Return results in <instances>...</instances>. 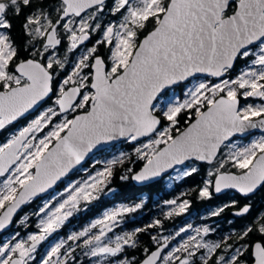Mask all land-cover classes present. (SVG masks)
Segmentation results:
<instances>
[{
    "label": "snow or ice",
    "instance_id": "1",
    "mask_svg": "<svg viewBox=\"0 0 264 264\" xmlns=\"http://www.w3.org/2000/svg\"><path fill=\"white\" fill-rule=\"evenodd\" d=\"M106 10L119 18L103 23ZM21 17L17 37L14 21ZM95 33L100 38L70 73L57 80L67 66V54L61 58L58 52L64 39L67 52H72ZM23 52L28 55L22 58ZM238 60L248 66L236 78H224ZM199 73L218 82L201 81L187 87L183 99L173 97L161 104L165 90ZM50 95L56 96V107H49L0 145V177L7 174L0 187V230L12 223L21 205L51 188L98 145L118 138L133 142L148 138L134 149L144 166L132 175L133 180H148L186 161L215 162L199 197L210 199L214 192L236 189L249 198L264 187V136L243 147L225 142L236 133L264 129V103L242 107L239 99L264 98V0H57L55 4L0 0V129ZM182 114L187 117L183 129L179 127ZM56 117L62 119L53 123ZM50 124L52 129L38 139L36 134ZM222 146L229 147L228 153H221ZM116 163L123 159L109 161L87 180L66 188V198L54 207L45 204L37 213L44 214L37 233L0 244V264H31L37 245L61 228L82 201L99 198ZM197 171L193 166L184 175ZM140 207L106 212L90 228L69 235L75 247L66 248L67 241H61L39 264H68L70 258L76 259L72 255L76 248L89 258L116 257L126 246L135 248L138 233L146 229L114 239L108 233L125 213ZM188 207L184 200L167 215L183 213ZM224 207L212 215H220ZM251 207L245 204L235 214L244 216ZM158 225L159 220L148 227ZM187 230L182 228L176 235ZM194 232L167 252L174 237L164 236L161 243L152 236L157 247L145 248V258L138 264H196L197 259L200 264H247L246 254L252 264H264V213L236 235L235 247L227 244L230 237L206 241L207 227ZM253 235L257 239L252 240ZM225 245L232 254L213 260ZM120 264L137 262L133 257Z\"/></svg>",
    "mask_w": 264,
    "mask_h": 264
},
{
    "label": "flooded vegetation",
    "instance_id": "2",
    "mask_svg": "<svg viewBox=\"0 0 264 264\" xmlns=\"http://www.w3.org/2000/svg\"><path fill=\"white\" fill-rule=\"evenodd\" d=\"M52 4H55L57 0H51ZM93 37V36H92ZM91 41L92 38H91ZM89 41V43H91ZM66 40L64 39L62 45L59 47L60 49L63 48L66 45ZM83 47V46H82ZM194 80L189 81L188 83L184 84L183 87L189 85L190 82ZM181 87L174 89H180ZM173 90V89H172ZM240 101H245V98H242V96L239 97ZM260 98V97H259ZM258 98V99H259ZM250 99V98H248ZM262 99V98H260ZM51 98L48 100L50 101ZM78 113V112H77ZM76 113H73L72 115H75ZM25 118V117H24ZM21 118H19V121ZM18 121V122H19ZM258 133H252L247 139L250 138L252 135H255ZM260 134V133H259ZM240 138V137H235ZM117 146V145H115ZM110 148L104 151H109ZM104 151H101L97 153L93 158L97 156H101L100 154ZM92 158V159H93ZM91 159V160H92ZM90 160V161H91ZM89 161V162H90ZM87 162V163H89ZM86 163V164H87ZM197 165L196 168L198 171L194 174H197L199 177L202 178V184L201 188L204 186V182L210 178L208 174H206L205 169L208 167V165H211L209 163H200L197 161H187L185 164L174 168L172 171H170L167 175H165L161 180L156 181L154 183L148 184L146 186H138L143 187V189H147L146 192L141 193L137 198H132L128 202H117L121 204H130V207L135 206L136 204H141L142 207L136 209L134 212L131 213H125L122 218L120 219V222L117 227L114 228L113 232L119 229H126L129 233L137 230V229H146L143 232L138 233L137 235V246L135 248L132 247H125L124 251L120 254H118L114 258V262H122L124 260H132L133 257L135 258V261L138 262L145 258L144 249L149 248L151 250L156 249V244L153 243L151 237L157 236L162 241V237L168 236V237H174V239H171V242L169 244V248L165 249V252H167L172 247L177 246L179 243L186 240L189 236L194 235V230L199 228L203 229L205 227L210 229V232L207 236H204L203 238L211 243L216 242H223L227 239V244H232L234 247L236 246V235L243 231L244 227L248 224H250L257 216H259L257 212V208L259 206L263 205L264 203L259 201L260 198L259 195L262 194V191L264 187H262L256 195H252L249 198H245L243 195L239 194L235 190H227L221 195H216L213 193V197L211 199L218 200L220 198V201H216V203L211 204L212 206L208 205L207 209H216L218 206V209L224 207L225 205H228V207H224V211L220 213L218 216H213L212 213H204L202 210L199 209V203L189 198L188 193L184 191V183L187 180L189 176H183L180 180H174L171 183H167L168 177H172L173 174L180 170L181 168L186 167L187 165L191 164ZM213 162L212 164H214ZM230 168V167H229ZM233 172H238L236 169H231ZM70 178V177H69ZM67 178L66 180H69ZM163 185L165 186L167 193H174L170 198L164 197V194L162 193H155L149 191L150 188H152L154 185ZM137 186V185H136ZM61 187V185L58 186L56 190H58ZM55 190V191H56ZM52 194V193H51ZM46 198V197H44ZM41 198V199H44ZM41 199H38L36 201H39ZM178 200V202L173 205L168 203L169 201ZM187 200L189 202L188 209L180 214H173L171 217L167 215L169 211L176 208L182 201ZM236 201V205L233 206L232 202ZM245 204H251V210L248 214L244 216H237L235 212H237L243 205ZM210 206V207H209ZM161 221V225H158L156 227H148L151 224H154L155 221ZM128 225V226H126ZM191 225V228L188 226ZM126 226V227H125ZM188 229L185 232H181L179 236L176 235L177 232L180 231V229ZM255 235L251 237L254 238ZM199 238V237H198ZM257 238V237H255ZM226 245L218 250L217 254L212 257L213 260L217 258L218 255L223 254L226 257L230 256L232 252L226 251ZM203 251V250H201ZM199 256V253H198ZM247 264H252V259L250 257H247ZM81 259H75L74 261L70 258L68 261V264H84ZM196 264H200V261L197 259Z\"/></svg>",
    "mask_w": 264,
    "mask_h": 264
},
{
    "label": "rangeland",
    "instance_id": "3",
    "mask_svg": "<svg viewBox=\"0 0 264 264\" xmlns=\"http://www.w3.org/2000/svg\"><path fill=\"white\" fill-rule=\"evenodd\" d=\"M119 17L118 16H113L111 15L107 10L105 12V14H103L102 16V22L103 23H107L109 21H115L117 20ZM92 36H94L93 41H91V43H86L82 46H80L78 49L72 51V52H67V46H68V41L66 40V45L63 48H59L58 52L61 58H63L65 56V54H67L68 60H67V66L65 67V69L61 70L59 73V76L57 77V80H61L63 79L68 73H70L72 66L75 64V62L79 59V57L83 54V52L86 51L87 48L91 47L95 41L97 39L100 38V34L99 33H95ZM91 40V39H90ZM248 65L245 64L240 71L238 72V74L236 76H238L240 74V72L245 69ZM227 79H234V78H230V77H225ZM206 80H211L209 78H205V77H201V78H197L194 81L190 82L189 85L182 87L181 89H173V90H169L168 92H166L164 95H162L160 97V102L161 104L163 102H165L167 99L169 98H179V99H183L184 98V92L186 90L187 87H191L196 83H199L201 81H206ZM213 82V81H212ZM218 82V80L214 81L213 83ZM241 92H243V90H240ZM242 98H245L242 96ZM250 98V99H248ZM259 97H247L245 98V101L241 102L240 105L246 106L248 104H253V105H258L261 103H264V101H262V99H258ZM56 99V96L53 95V97L51 98L50 101H48L46 104L42 105V107L33 115H30L25 117V118H21V120L15 125H10L5 127L4 129L0 130V145H3L5 143H7L14 135L18 134L20 130H22L24 127H26L29 123H31L32 120H34L36 117H38L41 113H43L44 111H46L49 107H56L54 101ZM69 118H72L71 116H69ZM62 119V117H56L54 118L53 123H58L60 122V120ZM168 123V122H167ZM164 124V126L167 125ZM53 125H49L47 128L44 129L43 132L37 133V137L42 138L47 132H49L52 129ZM64 133H62L61 135H63ZM261 136H264V133H258L255 135H252L250 138H234L231 141L227 142L226 145H236L238 147H243V146H247L248 144L252 143L255 140L260 139ZM148 139V138H147ZM147 139L133 144L132 150L133 152L134 149L138 146H140L141 143L143 142H147ZM51 146V145H50ZM110 152L108 154L105 153V155L103 156H97L95 158H93L89 163L83 165V167H81L78 171H76L72 176H70L71 178H69V180H65L62 184L61 187L54 191L52 194L48 195L46 198L41 199L39 201L34 202L33 205H31V207H29L28 211L20 216V218H18V221L15 222L13 228L5 233L3 236L0 237V244H3L5 242L8 241H12L13 243L15 242L16 239H27V237L31 234H35L39 231L37 225L40 223V220L42 218H44V214L41 213L39 215H37V213H39V210L44 207L45 204H50L51 206H55L56 204H58L59 202H61L64 198H66L67 193L65 192V189L68 188L69 186H71L72 184L76 183V182H83L84 180H87L89 176L93 175L96 171L98 170H102L103 167H105L107 165V163L109 161H112L113 159H118V158H125L129 152L130 149L125 148L122 143H120L117 146H112L110 147ZM229 151V147L226 146H222L221 148V153L222 154H226ZM135 158L136 160L138 159L136 154H135ZM222 158L221 156H218V159ZM139 160V159H138ZM196 167L197 165H195L194 163L191 165H187L184 168H181L180 170L176 171L172 177H168L167 179V183H171L174 180H180L184 175V172L187 168L190 167ZM216 166V163L208 165V167H206L205 172L206 174H208V172L210 170H212L214 167ZM14 167V166H13ZM226 167H230V165L226 166ZM237 170V169H236ZM238 171V170H237ZM6 176L0 177V187H2L4 180L6 179ZM210 179V178H208ZM207 179V180H208ZM114 188L111 189H105L104 192H102V196H110L112 194V192ZM100 194V196H101ZM99 196V198H100ZM214 195H212L213 197ZM98 199L96 200H92L90 202H81L80 208L78 211H75L73 213V215L71 217H69L64 224L62 225L61 228H59V231H57L54 235L52 236H48L45 240H43L42 243L37 245V249L36 252L33 254L35 256V260L31 261V264H39V261L46 256V254L48 253V251L51 249V247H53L55 244L61 242V241H67L66 244V248L68 245H72V247H75V244L72 241L68 240L69 235L74 234V233H78L80 231H83L85 228H90V226L95 223L97 220L102 219L104 214L106 212H110L115 208H120V207H130V204H121V203H113V204H109L105 207H103L100 211L96 212V215H94L93 217L89 216L90 212L92 211V206L97 205L98 203ZM178 202V200H176V203ZM219 207V206H218ZM218 207L216 209H204L202 210L204 213H212L214 211L218 210ZM257 212L258 214H262L264 213V206L261 205L259 206V208H257ZM2 210H0L1 212ZM32 216V217H31ZM85 216V217H84ZM23 221V222H22ZM31 222V224H30ZM32 226V230H29V226ZM202 230V229H201ZM93 232L97 231V229H92ZM124 233H129L128 230L126 229H117L116 231H114V233L109 232L108 233V238H112L114 239L116 235H123ZM77 249V248H76ZM65 249H62V251H64ZM80 248L75 252L72 253V255L78 260L81 259L82 262L84 263V260H87L88 264H120L119 262H114V258L113 257H107V258H103V257H94V258H89L87 256H83L84 252L79 251ZM82 254H80V253ZM80 255V256H78ZM81 260L79 262H81Z\"/></svg>",
    "mask_w": 264,
    "mask_h": 264
},
{
    "label": "trees",
    "instance_id": "4",
    "mask_svg": "<svg viewBox=\"0 0 264 264\" xmlns=\"http://www.w3.org/2000/svg\"><path fill=\"white\" fill-rule=\"evenodd\" d=\"M45 3L47 4H52L51 0H44ZM23 17H21L20 19H17L14 21L15 24V28H14V34L17 35V37H19L20 34V24L22 22ZM92 40L94 39V36L91 37ZM91 41V40H90ZM28 53L27 52H23L22 53V58L27 56ZM245 61L244 60H238L235 68L233 70H230L227 74V77L230 78H234L236 77V75L238 74V72L240 71V69L245 65ZM213 82L216 81L214 79H211ZM184 84H180L178 85V87H183ZM180 88V89H181ZM241 103V102H240ZM187 117L182 114L180 117V125L179 127L181 129H183L184 127H186V121ZM167 121H163V124H166ZM1 134V133H0ZM119 145V144H118ZM122 145L127 148L130 149L129 154L123 158V163H116L115 165L112 166L113 168V176L110 180V182L107 184V187L105 189H111L114 188L112 194L110 196H100L99 200H98V204L95 206H92V211L90 212L91 217H93L94 215H96L97 211H100L103 207L109 205V204H113L115 202H128L130 201L132 198H137L141 193L146 192L147 189H143V187H138L136 186L133 181L131 180V174L138 171L142 166L144 161L143 160H136L135 158V152H133L132 147L133 145L130 144L129 142H123ZM110 151H104L102 152L100 155L103 156L106 154H108ZM131 170V171H129ZM122 175H127L129 178L127 180H121L120 177ZM73 177V176H72ZM71 178V177H70ZM67 181V180H66ZM65 183V182H64ZM201 184H202V178L199 177L197 174L192 175L191 177L189 176L187 178V180L184 183V191L188 193V196L190 199L196 201L197 203H199V209L204 210L205 208H208L207 206L211 204L216 203V201H220L221 199L218 198V200L215 199H201L198 195L199 190L201 188ZM104 189V190H105ZM150 192H152L153 194L157 193H162L164 194V197L166 198H170L174 193H167V190L165 188V186L163 185H154L152 188L149 189ZM104 192V191H103ZM259 201L264 203V189L262 191V194L259 195ZM34 202L36 201H32L30 202L28 205H25V207L23 208V210L19 213V215L17 216L16 221H18V218H20V216L24 215L29 207H31V205L34 204ZM209 206V207H210ZM32 217V216H31ZM85 217V216H84ZM31 224V222H30ZM128 226V225H126ZM125 226V227H126ZM29 230H32V226H29ZM9 232V231H8ZM257 237V236H255ZM252 238V240H255L257 238ZM1 240V239H0ZM79 248L76 249V251ZM79 251L84 252V250L82 248H80ZM80 253V252H79ZM81 254V253H80ZM82 255V254H81ZM80 256V255H78ZM85 255H82V258ZM84 260V264H88L87 260Z\"/></svg>",
    "mask_w": 264,
    "mask_h": 264
},
{
    "label": "water",
    "instance_id": "5",
    "mask_svg": "<svg viewBox=\"0 0 264 264\" xmlns=\"http://www.w3.org/2000/svg\"><path fill=\"white\" fill-rule=\"evenodd\" d=\"M90 41V40H89ZM86 43H88V41H86L84 44H86ZM83 44V45H84ZM82 46V45H81ZM237 63V62H236ZM236 65V64H235ZM235 65H234V67L231 69V70H233L234 68H235ZM227 75L228 74H226V76L225 77H227ZM201 77H205V78H213V77H210V76H208L207 74H203V73H199V74H197L195 77H193V78H191L190 79V81L191 80H193V79H197V78H201ZM224 77V78H225ZM214 80H217V78H213ZM189 81H185V82H183V83H181V84H186V83H188ZM180 85V84H179ZM177 86L178 85H176V86H174V87H172V88H170V89H167V90H165V93L166 92H168L169 90H171V89H173V88H177ZM164 93V94H165ZM163 94V95H164ZM53 97V95H50V97L49 98H46L44 101H42L39 105H37V106H35L33 109H31L28 113H26L25 114V116H23V117H20V118H24V117H27V116H29L30 117V115H33V114H35L41 107H42V105H44V104H46L47 102H48V100L50 99V98H52ZM240 99V98H239ZM262 101H264V98H262ZM241 102V101H240ZM76 114H79V112L78 113H76ZM75 114V115H76ZM17 121H19V119H17L16 121H13L11 124H8V125H6V127L7 126H10V125H15V124H17ZM163 123V122H162ZM0 130H2V129H0ZM252 133H264V129H260V128H256V129H249L248 131H246V132H244V133H236L235 135H233L232 137H230L229 138V140L228 141H226L225 142V144L227 143V142H229V141H231L232 139H234L235 137H240V138H246V137H248L250 134H252ZM145 139H147V137H143V138H141V140L140 141H136V142H133V141H128L127 139H125V138H118V139H116V140H113V141H109V142H106V143H103V144H101V145H98L95 149H93L90 153H88V155L84 158V160L79 164V165H76L74 168H72L69 172H68V174L67 175H65V176H63V177H61L60 178V180H58L51 188H49V189H47L46 191H44V192H41V193H39L38 195H36V196H34L30 201H28V202H26L25 204H23V205H21L20 206V208H18L17 209V211L13 214V218H12V223L11 224H9L5 229H2V230H0V237L1 236H3L5 233H7L8 231H10L12 228H13V226H14V223H15V221H16V219L15 218H17V216L19 215V213L23 210V208L25 207V205H28L30 202H32V201H36V200H38V199H41V198H44V197H47L48 195H50L51 193H53L57 188H58V186L59 185H61L67 178H69L70 176H72L77 170H79L81 167H83V165H85L87 162H89L97 153H99V152H101V151H104V150H107L108 148H110V147H112V146H114V145H118V144H120V143H122V142H129L130 144H136V143H139V142H141V141H143V140H145ZM54 143L55 142H53V145H51L50 146V148L52 147V146H54ZM187 162V161H186ZM185 162V163H186ZM197 162H200V163H207V162H203V161H197ZM183 165V164H182ZM143 166H144V163H143ZM143 166L138 170V171H136V172H139L142 168H143ZM179 166H181V165H175V166H173V167H171V168H168V169H166V170H164L163 172H161L160 173V175H158V176H155V177H152V178H150V179H148V180H145V181H136V180H133L132 178H131V180L133 181V183L135 184V185H137V186H146V185H148V184H151V183H154V182H156V181H159V180H161L165 175H167L170 171H172L174 168H177V167H179ZM136 172H134V173H136ZM134 173H132L131 174V177H132V175L134 174ZM6 175V174H5ZM261 189V188H260ZM259 189V190H260ZM227 190H230V189H224V190H222L220 193H215L216 195H221V194H223L225 191H227ZM232 190H235V191H237L236 189H232ZM258 190V191H259ZM257 191V192H258ZM238 192V191H237ZM256 192V193H257ZM239 193V192H238ZM256 193H255V195H256ZM239 194H241V193H239ZM242 195V194H241ZM254 195V194H253ZM251 210V209H250ZM3 211V210H2ZM2 211L0 212V213H2ZM239 211V210H238ZM236 213V212H235ZM238 216V215H237ZM57 231H59V229L57 230ZM56 231V232H57ZM56 232H54V233H52L50 236H52V235H54ZM43 241H41L40 243H42ZM39 243V244H40Z\"/></svg>",
    "mask_w": 264,
    "mask_h": 264
}]
</instances>
